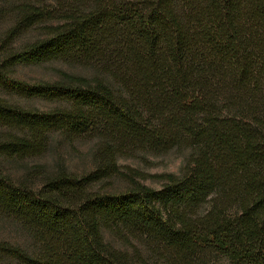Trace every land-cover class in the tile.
Returning <instances> with one entry per match:
<instances>
[{"label":"trees","instance_id":"1","mask_svg":"<svg viewBox=\"0 0 264 264\" xmlns=\"http://www.w3.org/2000/svg\"><path fill=\"white\" fill-rule=\"evenodd\" d=\"M0 16L11 19L0 91L56 103L43 111L0 96V157L39 156L60 133L95 139L97 161L82 175L58 169L39 188L0 173V215L31 238L29 248L0 240V260L132 264L103 243L106 230L163 264H264V0H0ZM53 60L98 75L10 76L18 64ZM173 148L189 157L180 176L155 175L158 189L116 163ZM111 177L130 187L93 189Z\"/></svg>","mask_w":264,"mask_h":264},{"label":"rangeland","instance_id":"2","mask_svg":"<svg viewBox=\"0 0 264 264\" xmlns=\"http://www.w3.org/2000/svg\"><path fill=\"white\" fill-rule=\"evenodd\" d=\"M11 25L9 17L0 16V47L3 46V37ZM36 35L29 34L22 37L14 45L20 46V42L31 40ZM65 75L82 76L92 78L98 72L92 65H82L71 61L53 60L35 65L18 64L12 68L10 76L26 83L53 82L65 77ZM0 96L7 101L26 108L47 110L56 105L53 101L39 98H22L16 95L0 91ZM5 132L0 128V136ZM96 140L81 137L70 140L60 133L49 135L45 152L36 157L25 159L0 157V173L9 177L14 182H24L34 188H39L44 183L45 177L54 174L58 169H65L76 175H82L94 170L97 166L95 159ZM187 148H173L166 153L151 154L146 151H134L130 154L117 157L116 163L122 169L133 170L139 175L134 180L147 187L158 189L164 181L155 177L157 174L172 173L180 176L189 157ZM44 167L43 173L35 177L26 178L27 172L35 165ZM94 190L101 192H122L130 187L129 181L117 177L107 178L92 185ZM208 205L201 208V212ZM103 243L109 247L125 253L132 264H163L159 257L149 247L135 240L127 243L119 240L111 232L102 230ZM0 240L29 248L31 238L26 229L16 220L0 215ZM0 264H9L0 260ZM215 264H226L225 260H218Z\"/></svg>","mask_w":264,"mask_h":264}]
</instances>
